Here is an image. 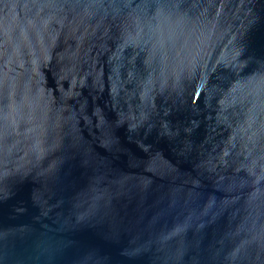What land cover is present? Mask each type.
I'll return each instance as SVG.
<instances>
[{
  "label": "water",
  "instance_id": "obj_1",
  "mask_svg": "<svg viewBox=\"0 0 264 264\" xmlns=\"http://www.w3.org/2000/svg\"><path fill=\"white\" fill-rule=\"evenodd\" d=\"M0 264H264V0H0Z\"/></svg>",
  "mask_w": 264,
  "mask_h": 264
}]
</instances>
